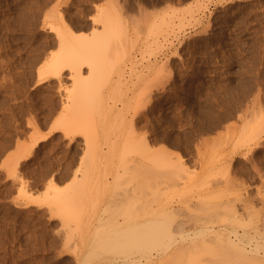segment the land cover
Listing matches in <instances>:
<instances>
[{
	"label": "rangeland",
	"instance_id": "1",
	"mask_svg": "<svg viewBox=\"0 0 264 264\" xmlns=\"http://www.w3.org/2000/svg\"><path fill=\"white\" fill-rule=\"evenodd\" d=\"M106 13L127 35L105 43ZM58 21L103 56L77 135L50 133L74 108L43 72ZM263 133L264 0H0V264H264Z\"/></svg>",
	"mask_w": 264,
	"mask_h": 264
},
{
	"label": "bare ground",
	"instance_id": "2",
	"mask_svg": "<svg viewBox=\"0 0 264 264\" xmlns=\"http://www.w3.org/2000/svg\"><path fill=\"white\" fill-rule=\"evenodd\" d=\"M122 1V0H121ZM144 1V0H143ZM163 1V0H162ZM44 2H46V1H44ZM126 3V2H125ZM38 5V4H37ZM150 5V4H149ZM39 6V5H38ZM129 6H131V4L129 5ZM154 6V5H153ZM157 10H158V8H157ZM103 11V10H102ZM111 11V10H110ZM146 11V10H145ZM151 11V10H150ZM147 12V11H146ZM146 12H144V13H146ZM108 13H110L109 11H108ZM111 13H112V11H111ZM117 14V13H116ZM147 14V13H146ZM74 15V14H73ZM72 15V16H73ZM102 15V14H101ZM106 15V17H104V18H106L105 20H102V19H100V21L102 20V23H103V21H104V29L106 28V32H107V34L109 35V37L111 38H108V35L106 34V35H104L105 34V32H104V36H102L101 38L102 39H104V37H105V39H104V41H105V43L107 42V43H110L111 41H113L112 39L113 38H116V40H119L121 37H123V36H125V35H127V32H124L125 30H126V26H125V29H121V26L119 27V25H121L122 23V21H119V25H117V23L118 22H116V25H115V23H114V19L109 15L108 16V14L106 13L105 14ZM113 15V14H112ZM115 15V14H114ZM128 15V14H127ZM116 17V16H115ZM191 17V16H190ZM101 18H103L102 16H101ZM103 18V19H104ZM60 19H61V22H62V26L64 27V26H67L66 24H65V21H62V19H64V18H62V16L60 17ZM59 20V19H58ZM181 20V19H180ZM54 21V20H53ZM96 21H98V23H101L100 21H99V18L96 20ZM116 21V20H115ZM59 22V21H58ZM61 22H59L60 23V25H56V24H54V25H52V29L56 32V34H57V38H58V46H59V53L57 54V55H55V56H53V59L52 60H50L49 62H48V64H46V67H45V69H44V75H47V76H51V77H55V78H57V79H59V80H63V78L64 77H67L66 75H65V72H69L68 74H69V78L70 79H72V80H74V81H72L73 83H74V90H73V92H72V96H71V98H72V103H73V105L72 106H74V108L75 107H77L78 105H80V102H79V98H81V96H79V95H81V94H83L84 92H80L81 90H83V91H85L86 90V87H85V90L83 89V87L85 86V83H86V80H85V83H84V81H82L83 79H81L80 77V75H81V69L83 68L82 67V65H86V64H88V66L89 65H92L91 66V69H93L92 67H94V68H96V71L97 72H99V74L101 73V70H99L98 71V67H100L101 65V63H100V61L98 62L99 63V65L100 66H96V63H97V61L96 60H94L95 58H97V56H99V55H101V56H99L98 58L100 59L101 57H103L102 56V53L100 54L99 53V49H97V48H99V47H95L94 48V46H99V43H98V45H96V42H95V45L93 44V42H91L92 43V47L94 48V50L90 47L91 46V44L89 43V42H87V43H84V44H86L85 46H87V50L85 49V50H82V51H80V49L81 48H79V49H77L76 47H74L73 45H72V42L69 40V38H70V36L69 35H67V34H65V30H63L61 27ZM183 23V22H182ZM116 26L117 27H119L120 28V30H119V28H117L116 29ZM124 25H122V28H124L123 27ZM69 27V26H68ZM65 29H66V27H65ZM167 29V28H166ZM169 29V28H168ZM218 29V28H217ZM30 31V30H29ZM67 31V30H66ZM219 32V31H218ZM96 33V32H95ZM124 33H126V34H124ZM55 34V35H56ZM218 34V33H217ZM95 35V34H94ZM69 36V37H68ZM92 37V36H91ZM85 38V37H84ZM107 38V39H106ZM127 38V37H126ZM83 39V38H82ZM86 39H88V38H86ZM123 39V38H122ZM84 40V39H83ZM107 40V41H106ZM94 41V40H93ZM119 42V41H118ZM83 44V45H84ZM90 45V46H89ZM94 45V46H93ZM79 47V46H78ZM80 47H82V46H80ZM92 49H90V48ZM83 49L84 48H86V47H82ZM38 49V48H37ZM90 49V50H89ZM95 50H98V53H97V55L94 53H92L93 54V56L91 55V51H95ZM37 51V50H36ZM88 51H90L89 52V54L91 55V56H89V54H87L88 53ZM87 54V55H86ZM33 55V54H32ZM84 55L85 56H87V58H89V59H87L86 60V58H84ZM89 56V57H88ZM96 56V57H95ZM93 61H92V60ZM98 60V59H97ZM94 61H96V62H94ZM45 62V61H44ZM95 64V66H94V64ZM86 67V66H85ZM90 67V66H89ZM95 71V72H96ZM94 72V71H93ZM122 72V71H121ZM66 73V74H67ZM123 73V72H122ZM94 74V73H93ZM96 74V73H95ZM123 75V74H122ZM68 78V79H69ZM121 78V77H120ZM119 78V79H120ZM69 79V80H70ZM125 81V80H124ZM120 82V81H119ZM126 82V81H125ZM121 84V83H120ZM86 86H87V84H86ZM88 86H89V84H88ZM89 89V88H88ZM87 89V90H88ZM81 93V94H80ZM79 96V97H78ZM79 102V104H78V102ZM73 108V110H70V111H72V112H67V115L64 117L63 116V118H61V120H60V122H59V124H57L56 126H54V128L52 127V131L50 132V133H52L53 131H55V130H58V129H63L64 131H65V133H66V135H72V134H76V131H78L79 130V128H81V127H79V119H80V117L79 118H76V116L78 117V112L80 111V110H78V107L77 108H75L74 109ZM80 109V108H79ZM78 110V111H77ZM111 110V109H110ZM244 110V109H243ZM81 112V111H80ZM78 114V115H77ZM241 114V113H240ZM242 115V114H241ZM79 116H81V115H79ZM87 116V115H86ZM82 117H84V116H82ZM88 117V116H87ZM86 117V118H87ZM237 117V116H236ZM241 117V116H240ZM257 117V116H256ZM258 118V117H257ZM79 120L78 121V124H77V122L75 121V120ZM81 119H83V121H81V123H83L84 122V118H81ZM88 119V118H87ZM89 121V120H88ZM222 122V121H221ZM247 122H249V121H247ZM251 126V125H250ZM79 127V128H78ZM77 128H78V130H77ZM85 129V128H84ZM245 129H247V127L245 128ZM76 130V131H75ZM83 130V129H82ZM90 130V129H89ZM255 130V129H254ZM262 130V129H261ZM260 130V131H261ZM63 131V132H64ZM250 131H252V130H250ZM83 132V131H82ZM87 132H89L88 130H87ZM78 133V132H77ZM79 133H81L80 131H79ZM83 133H85V132H83ZM264 134V133H263ZM77 135V134H76ZM75 135V136H76ZM40 136V135H39ZM74 136V135H73ZM74 136V137H75ZM45 138H46V136L44 137V136H42V137H38V138H36V139H34V141H33V143H31L30 144V147H29V149L27 150V151H25V153H24V155L22 156V159H27V158H29V156L30 155H32V153H33V150L35 149V147L41 142V141H43V140H45ZM257 138V136L255 135V139ZM255 139H252V140H255ZM261 140H263V138L261 139ZM86 141L88 142H90V139L88 140V139H86ZM251 141V140H250ZM249 141V142H250ZM249 142H247L248 144H249ZM253 142V141H252ZM259 142H260V140H259ZM251 143V142H250ZM93 143H91L90 144V146L92 145ZM87 145H88V143H87ZM257 145V144H256ZM94 146V145H93ZM93 146H91V147H93ZM147 145H145V148L147 149V147H146ZM253 147V146H252ZM138 148V147H137ZM149 148V147H148ZM251 148V147H250ZM255 148V147H254ZM258 148V147H257ZM89 149V148H88ZM91 149V148H90ZM89 149V150H90ZM148 150V149H147ZM253 151V150H252ZM21 159V160H22ZM71 160V159H70ZM24 161V160H23ZM20 162V161H19ZM17 166H18V163H16V167L13 169V173H15L16 171H17ZM68 167V166H67ZM65 170H67V169H65ZM71 170V169H70ZM206 171V170H205ZM209 172V171H208ZM70 173V172H69ZM68 173V174H69ZM210 173V172H209ZM41 175V174H40ZM54 175V174H53ZM201 176V175H200ZM209 176V175H208ZM61 177V176H60ZM205 177H206V175H205ZM214 178V177H213ZM215 179V178H214ZM234 180V179H233ZM231 181V180H230ZM236 182V181H235ZM231 183H233V181L231 182ZM226 184H230V183H226ZM240 184V183H239ZM232 185V184H231ZM235 185H236V183H235ZM234 185V186H235ZM237 186H239V185H237ZM55 188V187H54ZM53 188V190L51 191V193L53 194V196L51 195V196H49L51 199L53 198V200L55 199V201H57V200H60L61 201V203H63V202H66V201H69V199H71V198H69V199H67V197L65 198V196H67V194L69 195V192L67 193V194H65V193H63V191L61 190V193H60V189H61V187H59V188H55L54 189ZM25 194V193H24ZM26 194H28L27 192H26ZM31 195V194H30ZM26 196V195H25ZM70 196H72V194L70 195ZM48 197V198H49ZM63 197V198H62ZM29 198H31V201H37L36 200V197L35 196H29ZM50 198L48 199V200H50ZM66 200H65V199ZM248 199V198H247ZM47 200V199H46ZM65 200V201H64ZM59 201V202H60ZM63 201V202H62ZM46 203H47V201H45ZM110 202H112V201H110ZM249 202H250V200H249ZM38 203V202H37ZM53 203V202H52ZM60 204V203H59ZM64 204V203H63ZM117 204V203H116ZM116 204H115V206H116ZM175 204V203H174ZM249 204V203H248ZM251 204V203H250ZM48 205V204H47ZM50 205H52L51 203H50ZM54 205H56V204H54ZM62 205V204H61ZM245 205V204H244ZM252 205V204H251ZM59 207V209H62L59 205H56L55 207ZM118 206V205H117ZM253 206H254V204H253ZM64 209H66L67 208V206H66V208L64 207V206H62ZM148 207V206H147ZM146 207V208H147ZM150 207V206H149ZM148 209V208H147ZM63 210V209H62ZM67 210V209H66ZM70 210V209H69ZM69 210H67L66 212L68 213V211ZM176 210H178V212H180L179 211V208L177 209H174V211H176ZM181 211H182V209H180ZM256 210V209H255ZM173 211V210H172ZM59 212H61V210H59ZM62 212H65V211H62ZM61 212V213H62ZM70 212H71V210H70ZM116 212V211H115ZM114 212V213H115ZM159 212V211H158ZM257 212V211H256ZM67 213H65V215H67ZM118 212H116V215H118L117 214ZM169 213H172V212H169ZM169 213L168 214H166V215H164V216H166V217H168V215H169ZM69 214V213H68ZM152 214V213H151ZM121 216H123L122 214H120ZM161 215V214H160ZM175 215V214H174ZM70 216V214L68 215V217ZM214 216H217L216 214L214 215ZM67 217V218H68ZM119 217V216H118ZM158 217V216H157ZM163 216H161V218H162ZM170 217V216H169ZM142 218V217H141ZM164 218V217H163ZM162 218V219H163ZM193 218V217H192ZM216 218V217H215ZM217 218H218V216H217ZM176 219V218H175ZM194 219V218H193ZM136 220V219H135ZM164 220H166V219H164ZM164 220L163 221H159V223L161 224V222H164ZM167 220H168V218H167ZM166 220V221H167ZM178 220V219H177ZM219 220H220V218H219ZM219 220H218V222H219ZM191 221H193V220H191ZM215 221V220H214ZM214 221H212V222H214ZM158 222V221H157ZM170 222H171V220H170ZM194 222H196L197 223V221H194ZM194 222L192 223V222H190L191 224H194ZM206 222V221H205ZM211 222V221H210ZM209 222V223H210ZM95 223V222H94ZM147 223V222H146ZM146 223H144L143 225H145ZM151 223H154V222H151ZM166 225L168 224H172V223H166V222H164ZM182 223H184L185 224V221L184 222H182ZM195 223V224H196ZM215 223V222H214ZM148 224V223H147ZM146 224V225H147ZM157 224V223H156ZM160 224H158V226L160 225ZM179 224H180V222H179ZM184 224H182V226L184 225ZM198 224V223H197ZM203 224H205L204 222H203ZM224 224V223H223ZM60 225H62L63 226V224L61 223ZM149 225H152V224H149ZM149 225H147V226H149ZM163 225V224H162ZM161 225V226H162ZM178 225V224H177ZM186 225V224H185ZM201 225H202V223H201ZM212 225H215V224H213L212 223ZM211 225V226H212ZM220 225V224H219ZM155 226H157V225H155ZM154 226V227H155ZM164 226V225H163ZM173 226V225H172ZM176 226V225H175ZM207 226V225H206ZM143 227V226H142ZM166 227V226H165ZM168 227V226H167ZM203 227H204V225H203ZM65 229L67 228V227H64ZM147 228V230H148V227H146ZM149 228H150V226H149ZM153 228V227H152ZM156 228V227H155ZM154 228V230H155V232H156V229ZM170 227H168V229H169ZM175 228H177V226L175 227ZM179 228H181V227H179ZM179 228H177L178 230H179ZM151 229V228H150ZM161 229V228H160ZM163 229H164V227H163ZM162 229V231L163 232H166V234H167V232L169 233L170 231H168V229L167 228H165L164 230ZM153 229H151V230H149V232L150 231H152ZM170 230V229H169ZM174 230V229H173ZM200 230V229H199ZM198 230V231H199ZM206 230V229H205ZM208 230V229H207ZM211 230V229H210ZM217 230V229H216ZM121 231V230H120ZM176 231V230H175ZM181 231V230H180ZM186 231V230H185ZM204 231V230H203ZM218 231V230H217ZM224 231V230H223ZM231 231V230H230ZM153 232V231H152ZM158 232V231H157ZM156 232V233H157ZM196 232V231H195ZM207 232V231H206ZM213 232V231H212ZM216 232V231H215ZM229 232V231H228ZM235 232V231H234ZM118 233V235H116V236H118V237H120L121 236V234H124V232H122V233H120V232H117ZM119 233H120V236H119ZM145 233H146V231H145ZM154 233V232H153ZM204 233V232H203ZM214 233V232H213ZM219 232H217V234H218ZM224 233V232H223ZM116 234V233H115ZM148 234V233H147ZM157 234H159V233H157ZM165 234V235H166ZM200 234V233H199ZM215 234V233H214ZM220 234H221V231H220ZM220 234H218V235H220ZM225 234V233H224ZM84 235V234H83ZM131 235H133V234H131ZM150 235V234H149ZM152 235H155V234H152ZM151 235V237H153ZM171 235V234H170ZM173 235V234H172ZM171 235V236H172ZM198 235V234H197ZM213 235V234H212ZM134 236V235H133ZM164 236V235H163ZM166 236H168V234L166 235ZM237 236V235H236ZM246 236V235H245ZM252 236V235H251ZM67 237V236H66ZM135 237V236H134ZM158 237V236H157ZM182 236H180V238H181ZM189 237V236H188ZM191 237V236H190ZM222 237V236H221ZM228 237V236H227ZM141 238H144L143 236L141 237ZM140 238V240L142 241V239ZM147 238V237H146ZM164 238H166L165 236H164ZM218 238V240H219V236L217 237ZM217 238H216V240H217ZM242 238V237H241ZM46 239V238H45ZM135 239H136V237H135ZM150 239H153V238H150ZM156 239V238H155ZM212 239H214L215 240V237L214 238H212ZM220 239H222V238H220ZM227 239V240H226ZM51 240V239H50ZM157 240V239H156ZM184 240V239H183ZM210 240H211V238H210ZM217 240V241H218ZM225 240L227 241V242H230L229 244L231 245V239H229V238H225ZM225 240H224V242H225ZM251 240V239H250ZM256 240V239H255ZM254 240V241H255ZM123 241V240H122ZM137 241V240H136ZM151 241V240H150ZM158 241V240H157ZM163 241V240H162ZM161 240H160V242H162ZM165 241V240H164ZM177 241V240H176ZM176 241H174V242H176ZM143 242V241H142ZM144 242L146 243V244H144ZM144 242H143V244H144V246L146 245L147 246V239L146 240H144ZM159 242V241H158ZM184 242H185V240H184ZM187 242V241H186ZM208 243H212L213 242V240L212 241H207ZM219 242V241H218ZM218 242H215V244L216 243H218ZM220 242L222 243V241L220 240ZM237 242V241H236ZM240 242V241H239ZM247 242V241H246ZM258 242V241H257ZM119 243H121V242H119ZM123 243V242H122ZM132 243H133V241H132ZM137 243H138V241H137ZM214 243V242H213ZM221 243H219L220 245H221ZM261 243V242H260ZM92 244V243H91ZM124 244V243H123ZM159 244V243H158ZM179 244V243H178ZM193 244H194V242H193ZM218 244V245H219ZM255 244V243H254ZM150 245V244H149ZM173 245V244H172ZM192 245V244H191ZM209 245V244H208ZM211 245V244H210ZM219 245V246H220ZM263 245V244H262ZM165 246V245H164ZM171 246V245H170ZM183 246V245H182ZM182 246H181V248H182ZM188 246V245H187ZM186 245H185V247H187ZM214 246V245H213ZM228 246V245H227ZM256 246V245H255ZM257 246H258V244H257ZM148 247V246H147ZM150 247V246H149ZM179 248L178 249H180V245L178 246ZM144 248H146V247H144ZM151 248V247H150ZM173 248V247H172ZM175 248H177V246H175ZM255 248H258V247H255ZM147 249V248H146ZM152 249V248H151ZM150 249V250H151ZM167 250L166 251H168V250H170V249H168V247L166 248ZM178 249H177V251H178ZM241 249H243V248H241ZM46 250V249H45ZM164 250H165V247H164ZM176 250V249H175ZM244 250V249H243ZM173 251V250H172ZM177 251H175L176 252V254H177ZM262 252H263V250H261ZM163 252V251H162ZM256 252H257V250H256ZM159 253V252H158ZM165 253V252H164ZM164 253H163V255H164ZM170 253H171V251H170ZM259 253V252H258ZM147 254V253H146ZM166 254V253H165ZM172 254H175L174 253V251H173V253ZM167 255V254H166ZM166 255H164V256H166ZM169 255V254H168ZM148 256V255H147ZM163 256V257H164ZM170 256L172 257V255L170 254ZM169 256V257H170ZM176 256V255H175ZM163 257H162V259H161V261H163ZM168 257V256H167ZM170 257V258H171ZM152 258V257H151ZM159 258V257H158ZM165 258V257H164ZM169 258V259H170ZM166 260L168 259V258H165ZM157 260V259H156ZM158 260H160V259H158ZM117 261V260H116ZM149 261V260H148ZM165 261V260H164ZM121 262V261H120ZM151 262V261H150ZM149 262V263H150ZM154 262V261H153ZM152 262V263H153ZM138 263V262H137ZM114 264V263H113ZM130 264V263H129Z\"/></svg>",
	"mask_w": 264,
	"mask_h": 264
}]
</instances>
